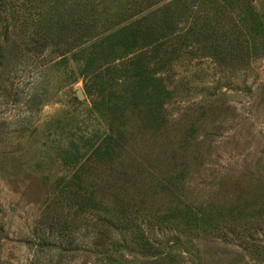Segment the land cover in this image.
Instances as JSON below:
<instances>
[{
  "label": "rangeland",
  "instance_id": "obj_1",
  "mask_svg": "<svg viewBox=\"0 0 264 264\" xmlns=\"http://www.w3.org/2000/svg\"><path fill=\"white\" fill-rule=\"evenodd\" d=\"M35 1L0 59V264H264V0Z\"/></svg>",
  "mask_w": 264,
  "mask_h": 264
},
{
  "label": "trees",
  "instance_id": "obj_2",
  "mask_svg": "<svg viewBox=\"0 0 264 264\" xmlns=\"http://www.w3.org/2000/svg\"><path fill=\"white\" fill-rule=\"evenodd\" d=\"M35 3V0H0V59L5 61L13 55L12 49L15 41L11 40V29L20 15L26 13L27 10V13H30L34 9ZM38 12L39 10L35 7L33 17H40ZM0 64H2L1 60Z\"/></svg>",
  "mask_w": 264,
  "mask_h": 264
},
{
  "label": "water",
  "instance_id": "obj_3",
  "mask_svg": "<svg viewBox=\"0 0 264 264\" xmlns=\"http://www.w3.org/2000/svg\"><path fill=\"white\" fill-rule=\"evenodd\" d=\"M76 96L78 99H82L84 97L80 90L76 91Z\"/></svg>",
  "mask_w": 264,
  "mask_h": 264
}]
</instances>
